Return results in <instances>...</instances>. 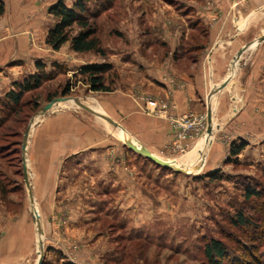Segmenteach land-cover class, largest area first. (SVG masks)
Wrapping results in <instances>:
<instances>
[{"label":"rangeland","instance_id":"1","mask_svg":"<svg viewBox=\"0 0 264 264\" xmlns=\"http://www.w3.org/2000/svg\"><path fill=\"white\" fill-rule=\"evenodd\" d=\"M32 1L36 2L38 11H44L48 21L38 39L44 41L42 46L45 45L48 52H58L55 55L59 59L52 65L46 64L50 80L25 94L24 105L0 127V264H37L39 234L34 211L40 216L44 233V264H215L204 251L212 240L223 242L227 248L222 264H264V232L259 234L232 223L240 212L259 218L256 204L264 202V147L248 136L253 143L246 142L247 146L233 156L232 137L226 134L219 139L215 132L209 148L205 146V156L194 167L197 168L187 174L159 166L131 151L117 128L99 120L110 141L116 143L114 182L66 181L46 191L45 184L36 181L37 168L29 161L32 151L27 150L25 154L23 151L24 135L31 120L37 119L40 116L37 113L55 98H77L91 104L90 96L95 92L78 74L79 70L69 69L66 62L61 61L75 55L70 42L59 51L45 43L48 32L57 23L50 9L60 0ZM63 1L72 7L77 0ZM185 3L114 0L108 8L106 0H90L88 6L99 14L91 24L97 27V35L106 48L130 47L138 38L153 43L163 34L157 27L161 28V20L171 28L170 21L174 22L178 14H189ZM3 14L4 2L0 17ZM252 31L258 32V29ZM80 32L81 27L74 25L69 35L73 37ZM128 33L134 36L133 41H125ZM68 84L70 93L63 96ZM53 94L57 96L47 102L48 96ZM211 102L213 106V98ZM73 104L82 110L76 102ZM36 105L38 108L33 110ZM194 115L204 118L203 130L185 142L182 151L172 150V139L166 153L158 155L188 170L187 157L198 142L205 139L208 129L206 116ZM89 116L98 120L93 114ZM262 124L261 129L264 122ZM34 139L30 137L31 146ZM24 158L30 163L28 175L34 205L25 183ZM50 185L53 188L54 184ZM249 188L260 191L263 198L248 200Z\"/></svg>","mask_w":264,"mask_h":264},{"label":"crops","instance_id":"2","mask_svg":"<svg viewBox=\"0 0 264 264\" xmlns=\"http://www.w3.org/2000/svg\"><path fill=\"white\" fill-rule=\"evenodd\" d=\"M2 1L0 99L14 84L36 74L39 62L52 65L59 59L58 52H48L38 39L48 21L36 2ZM178 1L186 2L189 14H178L171 28L161 20L157 27L163 34L153 43L138 38L130 47H106V56L75 53L61 60L75 71L92 64L112 65L105 80L111 91L93 93L92 106L81 102L120 124L128 137L158 156L174 139L171 122L191 113L207 118L209 97L217 89L212 96L213 136L218 132L219 139L227 134L236 144L254 141L264 147V41H258L264 33V0ZM126 35L125 41L134 40L132 33ZM70 101L57 104L32 124L29 161L46 191L66 181L111 183L117 176L112 169L116 143L102 129V119L74 104L61 106Z\"/></svg>","mask_w":264,"mask_h":264},{"label":"trees","instance_id":"3","mask_svg":"<svg viewBox=\"0 0 264 264\" xmlns=\"http://www.w3.org/2000/svg\"><path fill=\"white\" fill-rule=\"evenodd\" d=\"M90 0H77L76 3L69 7L63 0L51 7L50 14L57 20L55 26L50 29L46 37V44L54 51H59L66 43H71V49L75 53H95L100 56H106V50L102 46L99 38L98 29L95 24H91L98 17V12L91 11L88 6ZM108 8L112 6L114 0H106ZM3 10V2L0 0V13ZM81 27V32L70 37L69 31L74 26ZM38 72L29 76L23 82L14 84V88L4 97L0 99V127L9 119L10 115H15L24 103L22 99L25 94L39 89L45 81L50 80L51 75L47 71V65L39 62L37 64ZM57 67V65L55 66ZM112 65L108 63L92 64L81 67L79 75L89 82L90 90L93 92H110L111 86L105 84L106 74L111 71ZM70 93V85L68 84L63 90L62 95L67 96ZM56 94L49 95L47 102L56 97ZM38 106H33L36 110ZM247 143L241 141L239 144L234 143L231 149L233 156H237ZM214 178L215 176L209 175ZM3 193L5 190L1 187ZM246 198L248 200H260L263 198L260 191L247 189ZM264 202L256 204L259 218L245 215L244 212L238 213L232 223L236 227H245L253 229L260 233L264 232ZM264 235V234H262ZM205 255L212 263L222 264L226 257L227 248L221 241L212 240L205 245ZM72 264V263H71Z\"/></svg>","mask_w":264,"mask_h":264},{"label":"water","instance_id":"4","mask_svg":"<svg viewBox=\"0 0 264 264\" xmlns=\"http://www.w3.org/2000/svg\"><path fill=\"white\" fill-rule=\"evenodd\" d=\"M259 42H263L264 41V34H261V36L259 37ZM249 46H245L242 50H240L237 54V56L235 57V60H239L240 56L243 54V52L250 47ZM217 91V89H214L209 97V104H208V129H207V133L210 135V137H212L213 131H214V126H213V111H212V103H211V97L212 95ZM68 100H73L74 102H76V104L81 107L82 109H85L93 114H96L100 119L106 121L108 124L112 125L113 127L117 128L119 131H123L127 134L126 130L124 127H122L120 124H118L117 122L113 121L112 119L108 118L107 116L103 115V114H99L96 113L94 110H92L90 107L86 106L84 103H82L79 99L77 98H65V97H60V98H55L54 100H52L50 103H48L47 105H45L38 113L37 115H44L46 114L48 111H50L51 109H53L57 104L61 103V102H66ZM34 123V118L31 120V124L29 125L28 129L25 132L24 135V141H23V151L24 154L27 151V147H28V140H29V136H30V132H31V128H32V124ZM126 145L128 146V148L137 153L138 155L146 158L147 160H150L152 162H154L155 164L162 166L164 168L173 170L175 172L178 173H187L189 174V172L182 168V167H178L176 165V163L174 161H169L166 160L164 158H161L155 154H153L151 151H149L146 147H144L143 145H141L140 143H138L137 141H134L133 139H131L130 137L126 138ZM24 177H25V183L28 189V194H29V198H30V202L32 205H34L35 200L33 198L32 195V189H31V185H30V181H29V175H28V164H27V160L26 158H24ZM33 219L37 225V230H38V234L40 235L39 237V258L37 261V264H44V243L42 240V236H43V231H42V227L40 225V216L39 214L36 212H33Z\"/></svg>","mask_w":264,"mask_h":264},{"label":"built area","instance_id":"5","mask_svg":"<svg viewBox=\"0 0 264 264\" xmlns=\"http://www.w3.org/2000/svg\"><path fill=\"white\" fill-rule=\"evenodd\" d=\"M205 120L194 114H188L180 119L172 121L176 132L173 139L172 150H183L185 142H188L193 136H197L205 126Z\"/></svg>","mask_w":264,"mask_h":264},{"label":"bare ground","instance_id":"6","mask_svg":"<svg viewBox=\"0 0 264 264\" xmlns=\"http://www.w3.org/2000/svg\"><path fill=\"white\" fill-rule=\"evenodd\" d=\"M237 66V65H236ZM236 66H235V68H236ZM234 68V69H235ZM73 104V100L72 101H70V102H68V103H62L61 104V106H63L64 108L66 107V106H69V105H72ZM119 135L120 136H122L123 138H127V134L125 133V132H123V131H120L119 132ZM211 139H212V137H210V135L208 134V133H206V137H205V139L204 140H202L201 141V143L198 145V146H196V148H194V150L191 152V154L187 157V160L189 161V163L191 164L190 165V168H189V170L188 169H186V168H184V169H186L187 171H189V172H191L192 170H195L196 168H194L196 165H198V163L202 160V158L205 156V153H206V147L205 146H207V148H209V146H210V142H211ZM135 141V140H134ZM205 141H206V145H205ZM176 165L178 166V167H181L180 165H178L177 163H176ZM183 168V167H182ZM191 170V171H190ZM35 212V211H34ZM40 236V235H39ZM38 238H40V237H38Z\"/></svg>","mask_w":264,"mask_h":264}]
</instances>
